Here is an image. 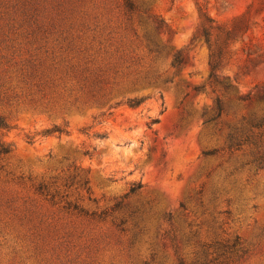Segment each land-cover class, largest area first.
<instances>
[{"label":"rangeland","instance_id":"374dc122","mask_svg":"<svg viewBox=\"0 0 264 264\" xmlns=\"http://www.w3.org/2000/svg\"><path fill=\"white\" fill-rule=\"evenodd\" d=\"M126 1L0 0V264H264V0Z\"/></svg>","mask_w":264,"mask_h":264},{"label":"trees","instance_id":"16d2710c","mask_svg":"<svg viewBox=\"0 0 264 264\" xmlns=\"http://www.w3.org/2000/svg\"><path fill=\"white\" fill-rule=\"evenodd\" d=\"M126 4H127V7L129 9H133L134 8V5L133 3L130 1V0H127L126 1ZM205 21L206 22H211L212 19L207 15V13L204 11V13L202 14ZM203 36L205 37V42L207 43V45L209 46V49H210V67H211V70L213 71L214 69L218 68L221 61H222V58L224 56V48L223 47H220L218 49H215L213 50L212 49V44H211V40H210V32H209V28L207 27H204L203 28ZM230 38V35L228 34L227 35V39ZM149 45H148V50L149 52L155 56L156 58L159 57L162 53V50L161 48L157 45V44H154L153 41H149ZM183 62V58L180 54H176L174 57H173V60L171 62V66L175 69H179L180 65L182 64ZM212 75V74H211ZM165 82V81H164ZM167 82V80H166ZM153 83H156V84H159L160 81H153ZM225 87L228 88V85L225 84ZM199 89V88H197ZM146 98H131V99H128L127 100V104L131 107V108H137L139 106H141L143 104V102L145 101ZM224 111V108H223V105H222V102L220 99H217L216 101V110L215 112L210 115L209 117H207L205 123H213L215 122L220 116L221 114L223 113ZM205 115V114H204ZM158 122V119H151V121L149 122V126L153 125L154 123H157ZM264 121H260V122H256V123H251L252 126H259L260 124H262ZM0 127H3L0 125ZM55 130H47L46 133H52L54 132ZM241 145V139H239L238 137L234 136L233 134H230L229 135V142H228V145H227V148L228 149H232L234 147H238ZM9 152V149L4 146L2 143H0V153H7ZM205 154H209V152H205ZM258 162V165L260 166V168H263L264 167V162L262 161V159H257L256 160ZM141 184L138 183L137 185H134L131 189V193L135 192L137 189L141 188Z\"/></svg>","mask_w":264,"mask_h":264}]
</instances>
